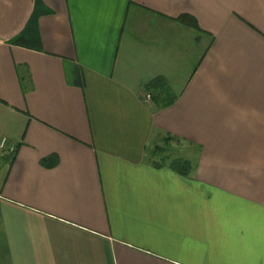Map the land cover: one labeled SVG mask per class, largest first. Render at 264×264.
<instances>
[{
    "label": "crops",
    "instance_id": "1",
    "mask_svg": "<svg viewBox=\"0 0 264 264\" xmlns=\"http://www.w3.org/2000/svg\"><path fill=\"white\" fill-rule=\"evenodd\" d=\"M2 137L0 264H264V0H0Z\"/></svg>",
    "mask_w": 264,
    "mask_h": 264
},
{
    "label": "trees",
    "instance_id": "2",
    "mask_svg": "<svg viewBox=\"0 0 264 264\" xmlns=\"http://www.w3.org/2000/svg\"><path fill=\"white\" fill-rule=\"evenodd\" d=\"M23 41L24 38L22 37L17 39L16 43L22 44ZM147 89L148 91H150L151 95L154 94L153 99L161 107H168L172 105L177 98V96L172 92L171 88L168 86L167 82L163 77H159L152 80V82L148 84ZM176 139L177 138H174L173 136H168L164 140V143L162 145H158L153 148L152 156L156 157L157 161L155 162L157 166L168 164L170 168H172L179 174L188 177L195 169L194 164L190 160L181 157H173L169 153L171 142L179 141ZM15 152L10 154L13 159L15 156ZM44 163H47V159L44 160Z\"/></svg>",
    "mask_w": 264,
    "mask_h": 264
},
{
    "label": "built area",
    "instance_id": "3",
    "mask_svg": "<svg viewBox=\"0 0 264 264\" xmlns=\"http://www.w3.org/2000/svg\"><path fill=\"white\" fill-rule=\"evenodd\" d=\"M147 100H150L151 95L148 94L146 96ZM16 144L12 141H10L7 137H2L0 139V153L1 152H8L10 154L14 153L16 150Z\"/></svg>",
    "mask_w": 264,
    "mask_h": 264
},
{
    "label": "rangeland",
    "instance_id": "4",
    "mask_svg": "<svg viewBox=\"0 0 264 264\" xmlns=\"http://www.w3.org/2000/svg\"><path fill=\"white\" fill-rule=\"evenodd\" d=\"M174 147V148H173ZM172 149L169 150V153L172 155V156H178L181 148L179 149V147L177 145H173Z\"/></svg>",
    "mask_w": 264,
    "mask_h": 264
}]
</instances>
